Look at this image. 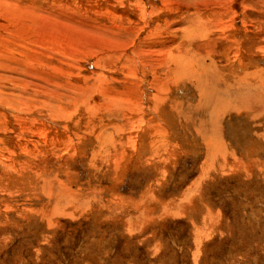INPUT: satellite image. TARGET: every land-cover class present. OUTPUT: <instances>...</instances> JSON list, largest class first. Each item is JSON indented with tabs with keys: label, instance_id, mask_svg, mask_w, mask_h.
I'll list each match as a JSON object with an SVG mask.
<instances>
[{
	"label": "rangeland",
	"instance_id": "obj_1",
	"mask_svg": "<svg viewBox=\"0 0 264 264\" xmlns=\"http://www.w3.org/2000/svg\"><path fill=\"white\" fill-rule=\"evenodd\" d=\"M0 99V264H264V0H0Z\"/></svg>",
	"mask_w": 264,
	"mask_h": 264
},
{
	"label": "bare ground",
	"instance_id": "obj_2",
	"mask_svg": "<svg viewBox=\"0 0 264 264\" xmlns=\"http://www.w3.org/2000/svg\"><path fill=\"white\" fill-rule=\"evenodd\" d=\"M2 4V3H1ZM8 4V3H7ZM3 5V4H2ZM8 6V5H7ZM5 7V6H4ZM11 9V8H10ZM14 10V9H13ZM9 11V10H8ZM21 13V12H20ZM7 14V13H6ZM17 14V13H16ZM203 32V31H202ZM203 35V34H202ZM14 57V56H13ZM176 68V67H175ZM202 69V68H201ZM177 70V69H176ZM175 73V72H174ZM183 73V72H182ZM3 74V73H2ZM28 77V76H27ZM179 78V77H178ZM163 84V83H162ZM147 87V86H146ZM81 91V90H80ZM82 92V91H81ZM66 97V96H65ZM40 99V98H39ZM46 99V98H45ZM14 100V99H13ZM2 101V99H0V103H2L1 102ZM8 104V103H7ZM152 104V103H151ZM0 106H2V105H0ZM3 106H5L4 104H3ZM137 106V105H136ZM9 107H11V106H9ZM146 107V106H145ZM1 108V107H0ZM152 109V108H151ZM166 109V108H165ZM164 109V110H165ZM6 110V109H5ZM15 110V109H14ZM47 110V109H46ZM157 111V110H156ZM161 111V110H160ZM9 112V111H8ZM11 112V111H10ZM158 112V111H157ZM162 112V111H161ZM5 115V114H4ZM150 116V115H149ZM135 117H136V115H135ZM160 117H162V116H160ZM163 118V117H162ZM165 118V117H164ZM151 119V118H150ZM159 121V120H158ZM166 121V120H165ZM5 123V122H4ZM151 123V122H150ZM156 123V122H155ZM154 123V124H155ZM169 123V122H168ZM164 125V124H163ZM169 127V126H168ZM149 128V127H148ZM155 128V127H154ZM157 129V128H156ZM160 129V128H159ZM11 131V133L13 132V130H10ZM8 133V132H7ZM10 133V132H9ZM9 135V134H8ZM7 137V136H6ZM8 138V137H7ZM16 139V138H15ZM145 139V138H144ZM8 141V140H7ZM15 142V141H14ZM148 142V141H147ZM149 143V142H148ZM67 199V198H66Z\"/></svg>",
	"mask_w": 264,
	"mask_h": 264
}]
</instances>
